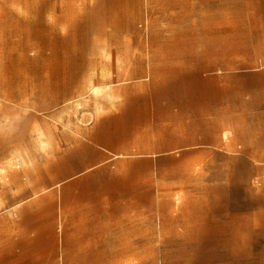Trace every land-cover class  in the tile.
Returning a JSON list of instances; mask_svg holds the SVG:
<instances>
[{
	"label": "rangeland",
	"instance_id": "374dc122",
	"mask_svg": "<svg viewBox=\"0 0 264 264\" xmlns=\"http://www.w3.org/2000/svg\"><path fill=\"white\" fill-rule=\"evenodd\" d=\"M125 107L139 144L66 171L110 178L98 230H58L59 155ZM41 197L53 264H264V0H0V232Z\"/></svg>",
	"mask_w": 264,
	"mask_h": 264
},
{
	"label": "crops",
	"instance_id": "0c3cea01",
	"mask_svg": "<svg viewBox=\"0 0 264 264\" xmlns=\"http://www.w3.org/2000/svg\"><path fill=\"white\" fill-rule=\"evenodd\" d=\"M199 95L198 93L197 96ZM128 114L126 107L121 108L119 118L115 117L117 118L115 120H119L116 131L112 135L105 133L100 137H92L89 143L81 144L78 156H70L67 163L66 158H62L59 155L57 168L63 175L58 185V230H98L99 217L97 212L99 205L97 204V199H93L90 196L93 190H101L103 192L108 190L110 178L105 177L102 174V169L99 168L84 177L75 175L74 178H71L74 180L70 179L69 181L66 178V171L69 173L71 170H85L93 161L102 158V154L93 149L96 145L103 144L107 149L115 150L119 146H127L131 142L139 144L138 140H141L139 131L142 115ZM134 137L137 138V141ZM129 138H132V141ZM116 158L118 157L115 156L113 159ZM104 164H100L98 167H102ZM154 165L157 171L166 170L160 161H156ZM118 169L121 170L123 168L120 166ZM137 170L140 173L145 168L144 166L138 167ZM111 180L114 187V175ZM142 181L144 185L145 177ZM41 200L47 203L48 216L44 217L42 212L37 213L35 211L31 219L24 215L15 230H3V232H0L6 235L0 239L1 264H53L55 258L53 246L51 243H43L41 238V235L45 232L46 234H51L53 228L55 219L53 212H51L53 199L51 197H41ZM105 203L102 204L104 206L101 205V209H105ZM101 218L103 219V217ZM109 221L106 218V226L112 225V218ZM103 230H106V228ZM63 251H65L64 248ZM94 252L96 259V249ZM90 253H92V249H90ZM89 264H92V262Z\"/></svg>",
	"mask_w": 264,
	"mask_h": 264
},
{
	"label": "bare ground",
	"instance_id": "6f19581e",
	"mask_svg": "<svg viewBox=\"0 0 264 264\" xmlns=\"http://www.w3.org/2000/svg\"><path fill=\"white\" fill-rule=\"evenodd\" d=\"M230 138V137H229ZM224 139H226L225 137H224Z\"/></svg>",
	"mask_w": 264,
	"mask_h": 264
}]
</instances>
